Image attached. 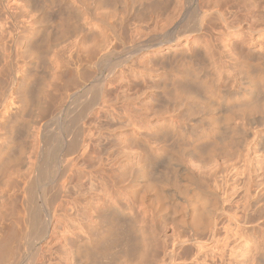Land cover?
Segmentation results:
<instances>
[{
  "label": "rangeland",
  "instance_id": "1",
  "mask_svg": "<svg viewBox=\"0 0 264 264\" xmlns=\"http://www.w3.org/2000/svg\"><path fill=\"white\" fill-rule=\"evenodd\" d=\"M43 1L0 0V152L4 153L0 158V252L10 231L17 228L22 234L18 231L16 238L23 240L15 238L10 247L18 245L12 250L18 247L14 257H20L19 264H209L213 258L219 263L220 251L222 264H264V127L224 130L223 135L232 134L229 149L219 148L211 160L198 164L195 150L200 145L203 158L211 146L209 140L197 135L203 126L194 122L197 117L187 118L179 106L173 107L171 97L179 85L172 77L181 67L147 56V52L174 49L177 59L192 55L197 65L194 68L222 88H246L241 71L247 66L254 76L260 67L256 64L264 61V0H158L153 9L147 4L138 9L135 0H63L68 3L64 8L57 3L44 8H49L45 12ZM141 2L145 5L150 0ZM200 4L205 9H219L224 18L237 12L239 20L232 24L241 29L230 36L211 14L202 33H194L192 42L184 47V34L175 24L187 5L190 10L185 24L193 25V9ZM65 13L72 21L64 17ZM60 16L69 24L58 23ZM245 23H251L253 31L249 32ZM51 27L52 31L57 27L54 32L60 35L59 28L62 31L64 27L65 36L49 35ZM153 41L165 44L159 50L141 49ZM32 45H36V52ZM182 86L194 92L190 97L203 95L193 83ZM80 105L88 106L85 110ZM77 115L82 119L72 120ZM171 120L177 132L166 125ZM72 136L83 137L88 147L86 156H80L83 148L76 155L66 151L76 140ZM23 144L32 148L24 150ZM183 144L188 149L181 151ZM172 167L179 171L174 174L177 176L187 170L210 192V199H215L218 206L212 217V232L202 227L192 230L180 223L181 219L174 222L153 214L131 197L130 186L135 181L147 177L153 183L163 182L172 176ZM29 183H34L39 193L46 192V201L50 199L56 209L50 233L43 241L37 240L40 242L33 239L32 229L25 222L28 210L23 206L29 197ZM40 199L37 202L42 206ZM101 199H111L116 206L106 211L100 206ZM207 199L211 204L212 199ZM244 216L245 223L238 229L234 219ZM17 217H21V225H16ZM106 229L116 234L112 236L115 244L108 250L111 256L101 251L105 242L94 247L87 244L86 248L79 243L81 237L86 243L89 239L98 241L96 237ZM165 254H169L166 260Z\"/></svg>",
  "mask_w": 264,
  "mask_h": 264
},
{
  "label": "bare ground",
  "instance_id": "2",
  "mask_svg": "<svg viewBox=\"0 0 264 264\" xmlns=\"http://www.w3.org/2000/svg\"><path fill=\"white\" fill-rule=\"evenodd\" d=\"M43 1V0H42ZM45 4V7L42 8V10L44 8H46L47 6L49 5H53L52 7H54L55 4H59L60 7L61 5H63V8L66 4L68 3H64L63 0H44ZM43 1V2H44ZM117 1V0H115ZM119 1V0H118ZM122 1V0H121ZM120 1V3H121ZM129 3L133 2L130 0H128ZM42 2V3H43ZM77 2V0H76ZM100 2L102 3V0H100ZM127 2V0H126ZM137 3L136 6H138V9L143 6H146V4L148 5L147 7H150V8H155L157 6V4H159L158 0H150L149 3H145L142 4L143 2H141V0H135L134 1V5ZM100 3V4H101ZM105 3V2H104ZM119 3V2H118ZM128 3V6L131 7ZM73 4V2H72ZM82 4V3H81ZM96 4V3H95ZM125 5V1L123 3ZM58 5V6H59ZM70 5V4H69ZM74 5V4H73ZM99 5V3L97 4ZM122 5V3H121ZM43 6V5H42ZM51 6H49V8H51ZM127 6V5H126ZM127 6V8H128ZM57 7V6H56ZM76 7V6H75ZM74 7V8H75ZM78 7V5H77ZM80 7V6H79ZM185 9H183V12H181V14H179L178 16V22L175 24L176 25V28L179 29L181 31V33H183L184 35H182L181 37L183 38L184 40V47L188 46L191 42H192V38H193V35L194 33L196 32H201L204 30V27H205V21L208 17L212 16L211 14H214L221 22L222 24V27L223 29L229 34V32L231 34H229L230 36H234L237 34V30H240L241 27L238 26V25H235L233 26V22H237L239 20L238 18V13L237 12H232L230 14V17L229 18H224V15L223 13L219 10V9H205L204 5L200 4V5H197L195 9V19H196V22H194L193 25H186L185 24V21H186V12H188L190 9H188V6L187 5H184ZM47 8V9H49ZM67 8V6L65 7ZM82 8V7H81ZM126 8V7H124ZM136 8V7H134ZM187 8V9H186ZM45 9V10H47ZM53 9V8H52ZM137 9V10H138ZM45 10H43L45 12ZM135 10V9H134ZM192 10V9H191ZM66 11V10H65ZM134 12V11H133ZM69 13V12H67ZM138 13L140 14L141 11L139 12L138 10ZM61 14V13H60ZM68 15V14H67ZM64 15V17H67L68 16ZM137 15V14H136ZM64 17H63V20H61V16H60V21L57 20L58 23H60L61 21L63 22H67L69 24V20L70 17L68 19H66L67 21H64ZM71 20V19H70ZM72 21V20H71ZM61 22L62 24H65ZM57 23V24H58ZM66 23V25H68ZM246 24V28L249 32L253 31V28H252V24L251 23H245ZM47 25V23H46ZM45 25V26H46ZM57 26V25H56ZM58 26L60 27L61 24ZM57 26V27H58ZM49 27V26H48ZM55 28L53 29L52 31V27H51V31L50 34L47 32L45 33L46 35H53L51 33H56V31L54 32L55 29H58V28ZM70 28V26H68ZM45 28V27H43ZM67 27H65L66 29ZM47 29V28H46ZM190 29V30H189ZM43 32V29H41ZM45 30V29H44ZM60 30V33L62 32V34L66 33L65 30H64V27H63V30L61 31V28H59ZM57 30V31H59ZM67 30V29H66ZM50 31V29H49ZM64 31V32H63ZM68 31V30H67ZM69 32V31H68ZM262 34L264 33V29L261 30ZM44 33V32H43ZM56 34H59L56 33ZM61 34V35H62ZM60 35V34H59ZM57 35V36H59ZM60 35V36H61ZM43 36V35H42ZM45 36V35H44ZM62 36H65V35H62ZM52 37V36H51ZM55 37V35H54ZM180 37V38H181ZM49 38V36H48ZM178 39H176L175 41H177ZM43 41V40H42ZM156 41V40H155ZM171 40H168L166 41V44L168 42H170ZM154 42V41H153ZM152 42V43H153ZM35 44V43H33ZM165 43L163 42H160V41H157V42H154L152 45L150 46H142L141 49L143 50H146V49H155V50H159ZM224 44H225V47H228L227 46V41H224ZM37 45V44H36ZM35 45V46H36ZM34 46V45H32ZM34 46V47H35ZM39 47V46H38ZM33 48V47H32ZM39 49V48H38ZM168 48H166V51H160V52H157V53H152L150 54V52H147V56L150 57L151 60L153 61H156V62H162V61H166V62H175L176 64L180 65L179 67H181L180 69L178 68L176 71V75L172 77V82L175 81V84H178L179 86L176 85L174 91H173V96L171 97V101L173 103V107H177L179 106L180 107V110L182 113H185L184 115L186 116L187 114V118L188 117H197V120H191L192 122L194 121L195 123L199 121V123H201L203 126L202 129H200L198 132H197V135L199 136V139L201 138H204V139H207L209 140L208 142H210V145L208 146H211L207 149H209L207 151V153L205 154V156H203V158L200 156V154H203L204 153H200V149L201 146L199 145L198 146V150L196 151L195 150V147L193 148L195 150V153L192 151V153H194V156L197 157V159H195L194 161H196L198 164L200 165H204L206 162H208L209 160H211L212 157H214V152L219 149V148H228L229 149V145L231 143V140H230V136L232 134H228L229 137L223 135L222 132H224V130L226 131L227 129L231 130V131H234L238 128H240V126H249L251 127L252 129H254V127H257V126H263L264 127V70H263V67L260 68L263 64L264 65V61H260L258 63H260V65L256 64L257 66H260L257 70L256 68V74L254 76H251L252 73L250 74L248 72V69H247V66H245L243 68V70L241 71V74L244 76V80H245V84L246 85V88H241L239 91H231V90H227V89H224L222 88L218 82H216L215 80H212L210 77H206L204 76L202 70H199L198 68H194L196 63H195V59L193 58L192 55H180V57L177 59L178 56H176L175 54V50L172 49V50H167ZM37 51V48L35 47V52ZM228 52H232V51H229ZM32 55V54H31ZM34 55V54H33ZM36 55V54H35ZM175 64V65H176ZM197 66V65H196ZM253 72V71H252ZM187 74H190L192 75L193 77L192 78H189ZM250 74V75H249ZM171 79V78H170ZM181 83H185V84H190V83H193L195 86L199 87V89L203 92L202 96L200 97H193L190 95H193V93L191 94L189 91L185 90L182 86V88L180 87ZM27 95V94H26ZM189 95V96H187ZM24 96V94H23ZM28 96V95H27ZM55 96V95H54ZM187 96V97H186ZM49 97V96H48ZM63 97V96H62ZM29 98V97H28ZM24 99V98H23ZM62 100V99H61ZM60 100V102H62ZM26 101V99H25ZM45 101V100H44ZM65 101V100H64ZM28 102V101H27ZM47 102V101H46ZM89 102V101H88ZM87 102V103H88ZM86 103V102H85ZM53 104V102H50V105ZM82 104V103H81ZM27 105V104H26ZM53 105H56V103H54ZM58 105H59V102H58ZM86 105V104H85ZM91 105V103H90ZM177 105V106H176ZM43 106V105H42ZM75 106V105H74ZM81 106V105H80ZM88 106V105H87ZM87 106L83 107L85 110L87 109ZM44 107V106H43ZM52 107V106H50ZM77 107V106H76ZM80 107V108H81ZM90 107V106H89ZM178 107V108H179ZM78 108V107H77ZM79 108V109H80ZM82 108V109H83ZM43 109V108H42ZM80 109V110H82ZM177 109V108H175ZM40 110V109H39ZM46 110V108H45ZM73 110V109H72ZM76 110V109H75ZM79 110V111H80ZM85 110H82L81 112L82 113H86L84 112ZM22 111V110H21ZM42 111V110H41ZM44 111V110H43ZM42 111V113H43ZM78 111V112H79ZM45 112V111H44ZM76 112V111H74ZM81 112H79V114H82ZM19 113V112H18ZM40 114V113H39ZM75 115V114H73ZM84 115V114H82ZM81 115V116H82ZM183 115V116H184ZM38 116V114H37ZM78 115L76 117H72V120L73 118H77V121L82 117ZM19 117V116H18ZM41 117V116H40ZM71 118V117H70ZM79 118V119H78ZM80 119V120H81ZM19 120V119H18ZM71 121V119H70ZM75 121V120H74ZM73 121V122H74ZM75 121L76 123L79 124V122ZM15 122V121H14ZM73 122L71 123V125L73 124ZM74 122V124H75ZM168 122V121H167ZM175 122V121H174ZM174 122L171 120V122H168L166 125L175 131L176 129V126L174 124ZM191 122V123H192ZM193 123V124H195ZM192 124V125H193ZM77 125V124H76ZM191 125V124H190ZM191 125V126H192ZM75 126V125H74ZM199 126V125H197ZM188 127V126H187ZM181 128V127H180ZM192 128V127H191ZM193 128H196V127H193ZM192 128V129H193ZM200 128V127H199ZM71 129V128H69ZM178 129V128H177ZM177 129H176V132H177ZM190 128H188L189 130ZM36 130V129H35ZM66 131V130H65ZM186 131V129H185ZM69 133V131H68ZM73 133V132H72ZM179 133H180V130H179ZM188 133V132H187ZM227 133V131H226ZM229 133V132H228ZM262 133H264V130L262 131ZM185 134V133H184ZM184 134L181 136L184 138ZM193 134V133H192ZM195 134V133H194ZM193 134V135H194ZM74 135H77L76 133ZM187 135V134H186ZM180 136V135H179ZM188 136V135H187ZM37 137V136H36ZM79 137V136H78ZM69 138V137H68ZM73 138V136H72ZM178 138V137H177ZM181 138V139H183ZM187 138V137H186ZM198 138V137H196ZM73 139H76V137H74ZM72 139V140H73ZM185 139V138H184ZM29 140V139H28ZM71 140V139H69ZM71 140V141H72ZM186 140V139H185ZM36 141V140H35ZM188 141H192L190 139H188ZM200 141V140H198ZM205 141V140H203ZM186 142V141H184ZM183 142V143H184ZM202 142V140L200 141ZM206 142V141H205ZM206 142V143H208ZM17 143V142H16ZM23 143V142H22ZM36 143V142H35ZM67 143V142H66ZM70 143V142H69ZM182 143V141H181ZM187 143V142H186ZM25 144V143H24ZM23 144V145H24ZM32 144V143H31ZM179 144V143H178ZM187 144H190L187 143ZM187 144H183L185 146V148L181 147L182 149H180L181 151H184L188 145ZM27 145V144H25ZM24 145V146H25ZM24 146L21 148L24 149ZM32 146V145H31ZM35 145H33L34 147ZM68 147L65 148L66 151L68 153H70L71 155H76L77 153H79V150L80 148H83L82 152L80 153V156L81 157H84L86 156V154L88 153V147L87 145L84 144V139L83 137L82 138H78L76 140H73L71 142V144L67 145ZM187 146V147H186ZM191 146V145H190ZM26 147H29L28 146H25V149L26 150L27 148ZM192 147V146H191ZM206 147V146H205ZM204 147V148H205ZM32 148V147H31ZM30 147L28 149H31ZM35 148V147H34ZM33 148V149H34ZM180 148V147H178ZM32 149V150H33ZM188 149V148H187ZM202 149H203V146H202ZM179 150V151H180ZM190 150V149H189ZM206 149H204L205 151ZM1 151V150H0ZM31 151V150H28V152ZM180 151V152H181ZM219 151V150H218ZM217 151V152H218ZM222 151V150H220ZM219 151V152H220ZM3 152V151H1ZM0 152V158L3 156L4 153H1ZM21 152V151H20ZM23 152V150H22ZM24 152H27V151H24ZM27 152V154H28ZM32 152H35V151H32ZM176 151H174L175 153ZM31 153V152H30ZM30 153H29V156H30ZM179 153V152H177ZM32 154V153H31ZM34 154V153H33ZM182 154V153H181ZM186 154V153H185ZM22 155V154H21ZM180 156V155H179ZM24 157V156H23ZM3 158V157H2ZM7 158V157H6ZM26 158V156L24 157ZM29 158V157H27ZM32 158V157H31ZM177 158V156H176ZM172 159V157H171ZM170 159V161H171ZM173 159L175 160V157L173 155ZM12 161V160H11ZM30 161V160H29ZM43 161V160H42ZM177 161V160H175ZM174 161V162H175ZM3 162V161H2ZM13 162V161H12ZM173 162V161H172ZM18 163V162H17ZM3 164V163H2ZM28 164V163H27ZM169 164V163H168ZM171 165V163H170ZM169 165V166H170ZM174 165V164H173ZM176 165V164H175ZM180 165V164H179ZM1 166V165H0ZM150 166V165H149ZM178 166V163L177 165ZM44 168V167H43ZM173 168V167H172ZM183 168V167H182ZM3 169V168H2ZM0 169V170H2ZM15 169V167H14ZM42 169V168H41ZM167 169V168H166ZM171 169V168H170ZM175 168H173V174L170 173L172 176L170 177V175H168V177H170V179L166 178L164 179L166 176H161L164 181L163 182H156L153 183L151 181H149L148 179L146 180L145 178L147 177H143L144 179L141 180L140 182H136L135 180V184L133 183L132 186H130V194H131V197L133 199H137L141 202V204L143 203L144 205H146V207L148 209H150V212H152L153 214H159L161 216H164V217H168L170 218L171 220H177V219H181L180 223H183L184 225L186 224L187 226H189V229L192 228V230L195 229H198V227H202V228H209L208 231H211L212 232V228L214 227V222L212 221V217H214V213L215 211H217V206L218 204L215 203V199L213 201L212 199V202L210 204L209 200L207 199L209 197L210 199V192H208L204 187L201 186V184L198 185L197 181L194 180V177L191 176V173H189L187 170H184L177 175H174V174H177L179 171L177 170L175 172L174 170ZM6 170V169H4ZM43 170V169H42ZM169 169L167 170H164V171H168ZM180 170V169H179ZM3 171V170H2ZM162 171V172H164ZM171 171V170H170ZM44 172V170L42 171ZM142 173H143V170H142ZM146 173V172H145ZM1 174V173H0ZM157 174V173H156ZM193 175V174H192ZM139 176V175H138ZM143 176V175H142ZM146 176V174H145ZM136 179H139V178H136ZM157 179V178H156ZM155 179V180H156ZM162 179V180H163ZM158 180V179H157ZM30 181V180H29ZM160 181V180H158ZM28 184V183H27ZM64 184V183H63ZM63 184H62V187H63ZM65 185V184H64ZM42 186V185H41ZM29 192L28 195V200L25 204V209L27 207V210H25V212L27 211V214H25V222H27L29 225H30V228L32 229L31 231V235L33 236V239L36 241L37 240H44L47 235L50 233V229H51V226H52V223H53V217H54V212L56 211L55 208H53V206L49 203V200L47 199L46 201V198H45V194L43 195V192L42 194L39 193L37 190H36V187L34 186V183H29ZM38 188V187H37ZM25 189V188H24ZM42 190V189H41ZM61 190V189H60ZM26 191V190H25ZM27 194V193H26ZM27 195V196H28ZM41 198L43 200V205L40 206L38 204V199ZM49 198V197H48ZM214 198V197H213ZM40 199V200H41ZM210 199V200H211ZM23 200V199H22ZM111 200V199H110ZM109 199L107 200H100V206H102L101 208L102 209H105L107 211L106 208H113V206L115 205V203L113 201H110ZM24 201V200H23ZM22 201V202H23ZM51 202V200H50ZM25 203V202H24ZM24 203H20V205H24ZM42 204V202H41ZM116 206V205H115ZM114 206V207H115ZM18 207V205H17ZM21 207V208H20ZM42 207V208H41ZM18 208H20L19 210H22V206H19ZM98 208V207H97ZM100 208V207H99ZM100 208V209H101ZM16 210V209H15ZM17 211L16 210V215H19L18 216H21V212L20 211ZM24 211V210H22ZM102 211V210H101ZM104 211V210H103ZM105 211V212H106ZM107 213V212H106ZM180 214V215H178ZM24 216V215H23ZM110 217V215H108ZM154 216V215H153ZM180 216V217H179ZM178 217V218H177ZM18 217H17V224L21 223L18 221ZM24 219V218H23ZM111 219V218H110ZM246 217L244 216L243 218H235V224H236V227L238 229H240V223H245ZM21 221V217L19 219ZM23 221V220H22ZM114 221V220H113ZM166 221V219H165ZM169 221V220H168ZM19 222V223H18ZM24 222V221H23ZM22 222V223H23ZM107 222V221H106ZM112 222V221H111ZM110 223V222H109ZM117 223V222H116ZM178 223V221H177ZM25 224V223H24ZM113 224V223H112ZM21 225V224H19ZM28 225V226H29ZM118 225V224H116ZM18 227V226H17ZM119 227V226H118ZM19 228V227H18ZM130 231H131V228H129ZM205 230V229H204ZM19 231V233H21L20 231L21 230H18L17 228L13 229L12 231H10V233L8 234V236L6 237L5 239V242L4 244H2V249H1V252H0V264H19L20 263V257L18 255H16V258L14 257L15 254H16V248L14 251L12 250V247H10V245L12 243L10 242H13L15 240L17 236V232ZM97 232V231H96ZM100 232V231H99ZM97 232V233H99ZM96 233V234H97ZM122 233V232H121ZM22 234V233H21ZM81 234V233H80ZM79 234V235H80ZM115 234V230H110V229H106L105 232L103 233H100V235L98 236V238L96 237V239H98V241H94L92 239H89L88 243H85L82 241L83 238H79V243H82L85 245V248L89 245H91V247L94 245L96 246L98 242H105L102 246H103V249L101 251H103L102 253L105 254L109 249L110 247L112 246V244H115L114 242V237L112 238V236ZM214 234V230H213V233H212V236ZM20 235V234H18ZM78 235V236H79ZM89 235V234H88ZM92 235V234H91ZM116 235V234H115ZM28 236H29V232H28ZM69 238L72 236V232L70 233V235H68ZM82 236V235H81ZM96 236V235H95ZM111 236V238H110ZM122 236V235H121ZM23 237H26V234L25 236ZM92 237V236H91ZM116 237V236H115ZM118 237V236H117ZM22 237L19 236V239H17L19 242H21V239ZM89 238V237H88ZM94 238V237H93ZM119 238V237H118ZM23 240V238H22ZM103 240V241H102ZM32 241V240H31ZM40 241H37V242H40ZM76 241V242H78ZM117 241V240H116ZM18 242V244H19ZM33 242V241H32ZM36 242V244H37ZM100 242V243H101ZM122 242V240H121ZM126 242V241H125ZM129 242V240H128ZM99 243V246H101ZM15 244V242H14ZM88 244V245H87ZM9 245V247H7ZM83 245V246H84ZM18 246V245H16ZM14 245L13 248L16 247ZM130 246V245H129ZM114 247V246H113ZM38 248V247H37ZM97 248V247H95ZM129 248V247H128ZM132 248L133 245H132ZM78 249V248H77ZM99 249V248H98ZM114 250V248H111ZM117 249V248H116ZM115 249V250H116ZM39 249H36V251H39ZM100 250V249H99ZM114 250V251H115ZM132 250V249H131ZM75 251V249H74ZM86 251V250H85ZM105 251V253H104ZM113 251V252H114ZM118 250H116L117 252ZM121 251V250H120ZM130 251V250H129ZM18 252V251H17ZM80 252V250H79ZM84 251H82L83 253ZM87 252H90V251H87ZM86 252V253H87ZM94 252V251H93ZM96 252V251H95ZM128 252V251H127ZM21 253V252H20ZM85 253V254H86ZM92 253V252H91ZM109 255H110V252L108 251ZM108 253L107 256H108ZM73 254H75V252H73ZM77 256L78 253H76ZM76 254L74 256H76ZM80 254V253H79ZM105 254V255H106ZM115 254V253H114ZM121 254V253H119ZM127 254V253H126ZM125 254V255H126ZM84 255V254H83ZM96 255V254H95ZM94 255V256H95ZM103 255V257L105 256ZM264 255V254H263ZM22 256V255H21ZM36 256H37V253H35L34 257H33V261H35L36 259ZM72 256V255H71ZM88 256V255H87ZM111 256V255H110ZM169 254H165L164 256V259L166 260V258H168ZM260 256H262V254H260ZM97 257V256H95ZM102 257V256H101ZM224 257L223 255V252L220 251L218 253V262L219 263H216L214 260L215 258L212 259V262H210L209 264H222V258ZM76 258V257H75ZM86 258V257H84ZM90 258H91V255H90ZM93 258V256H92ZM258 258V257H257ZM260 258V257H259ZM164 259H162V261H164ZM89 260V258H88ZM259 260V259H257ZM84 264V263H83ZM205 264V263H204Z\"/></svg>",
  "mask_w": 264,
  "mask_h": 264
}]
</instances>
